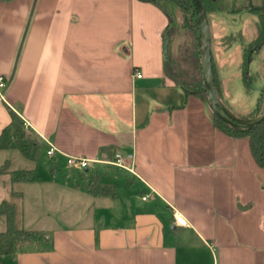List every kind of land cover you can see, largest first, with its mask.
Segmentation results:
<instances>
[{
	"label": "crops",
	"instance_id": "obj_1",
	"mask_svg": "<svg viewBox=\"0 0 264 264\" xmlns=\"http://www.w3.org/2000/svg\"><path fill=\"white\" fill-rule=\"evenodd\" d=\"M211 1L212 50L215 39L228 52L242 45L224 48L222 38L257 35V16L238 5L254 25L226 33L217 15L233 6ZM248 2L264 14V0ZM164 10L142 0H0V135L13 110L46 153L56 149L46 178L12 167L16 150H0V189L17 184L31 209L49 217L63 208L70 220L33 230L41 240L0 264H264V170L247 139L216 129L210 105L185 92L204 85L201 45L181 10L175 28ZM218 69L224 102L230 79ZM116 153L134 156L133 172L109 164ZM69 156L94 163L74 177ZM94 176L114 195H94Z\"/></svg>",
	"mask_w": 264,
	"mask_h": 264
},
{
	"label": "trees",
	"instance_id": "obj_2",
	"mask_svg": "<svg viewBox=\"0 0 264 264\" xmlns=\"http://www.w3.org/2000/svg\"><path fill=\"white\" fill-rule=\"evenodd\" d=\"M146 2H150L155 4L156 6L165 9L163 6L162 0H142ZM168 2L176 3L180 10L183 13L184 17V26L190 28L195 31L199 44L201 45V37L199 33L198 20L196 16L195 6L192 0H166ZM209 3H212L211 0H208ZM204 8L208 13L209 6L206 3V0H202ZM215 5V4H214ZM245 9H248L252 14L257 16V35L256 38L250 42L248 45L244 44L243 34H235L226 36L221 39L222 44L227 46L231 45L234 41L241 43L242 48V57H243V70H244V83L246 87H249V84L253 82L251 77H247L249 66L251 63L253 47L264 45V14L262 10L259 8H251L245 6ZM166 11V10H164ZM213 71H214V80L216 89L218 91L219 96L222 98V83L217 74L216 66L213 62ZM185 92L187 94L195 95L209 104L207 91L204 85H194L185 87ZM262 97L264 103V88L262 90ZM263 104H261L256 112H254V116L256 117L262 110ZM11 112V123L6 126L1 135H0V150H8L14 149L18 150L26 159L30 161H38L43 150V142L38 137V135L32 130H28L25 127L24 120L13 110ZM252 114V113H251ZM213 124L216 129L223 132L224 134L232 137V138H245L249 141L250 151L252 153L253 159L256 165L264 170V121L257 126L255 129L246 130V131H238L229 126L226 122L221 120L215 114L213 115ZM108 152V157L110 159L114 158V154L110 151V149L106 150ZM85 172V171H84ZM83 172V173H84ZM6 173L4 168H0V175ZM22 173L20 181L22 180H30L29 175L25 172ZM88 187L90 191L94 195H114L115 186L112 184H104L100 182L98 176H94L92 181L88 183ZM14 196H21V189L15 191L13 193ZM4 218L5 220V230L0 231V257L6 255H13L15 252L20 249L24 244L30 243L33 241L41 240V235L38 232L20 229L16 227V208L15 204L9 201H4L0 203V219Z\"/></svg>",
	"mask_w": 264,
	"mask_h": 264
},
{
	"label": "rangeland",
	"instance_id": "obj_3",
	"mask_svg": "<svg viewBox=\"0 0 264 264\" xmlns=\"http://www.w3.org/2000/svg\"><path fill=\"white\" fill-rule=\"evenodd\" d=\"M163 1V0H162ZM163 6L165 9L169 11L171 14L170 16L174 19L173 28L178 27L179 22V6L174 2H168L164 0ZM230 5L232 11H221L217 15V20L221 22L222 29L227 33L234 32L240 30V28L249 22V26L254 25L256 19H254V15L250 14L245 10H235V6H241L244 8L248 6L250 3L248 0H230ZM240 7V8H241ZM230 9V10H231ZM249 18V19H248ZM210 21H213V16L209 15ZM253 19V21H252ZM245 27V26H244ZM245 29V28H244ZM253 30V29H252ZM234 34V33H232ZM246 45L252 42L256 34H245L242 35ZM216 39L213 43V50H212V58L214 60L215 66H219L221 71V75L226 76L230 79L229 83L225 85V91H227L226 99H224V104L232 109V111L244 118H254V112H256L257 108L263 104L262 97V90L264 88V61L261 60V56L263 55L262 52L259 51L255 52L251 58V63L249 66V71L247 77H251L253 82L249 84V87H246L243 79H244V70L243 66V57L242 50L240 46H237L235 49L231 51H224L223 49L220 52H217L215 49L216 46ZM225 48L226 45L222 44ZM243 46V45H242ZM238 48V49H237ZM258 48V46H257ZM189 49V48H188ZM225 52V53H224ZM219 53V54H218ZM169 58L168 60H170ZM226 59V60H225ZM227 59L229 61H227ZM235 60V61H233ZM231 61V62H230ZM219 63V65H218ZM235 73V74H233ZM231 74H233L231 76ZM252 113V114H251ZM15 158H11L12 160V167L16 168H23V169H30L32 167L38 168V174L42 175L46 178L48 175L51 174V164L52 160L50 159L46 153V148H43L40 158L37 162L30 161L26 159L19 151H14ZM65 165V164H64ZM71 173L74 177H78V170H71ZM77 171V172H76ZM68 170L62 166L61 168V175L67 173ZM82 172V171H81ZM119 174V173H118ZM84 176V175H83ZM87 179V178H86ZM74 183V179L72 180ZM137 182L136 189L140 191L141 184ZM140 184V185H139ZM23 187V186H22ZM18 190L17 184H14V188L10 189V187L6 186L5 189H0V203L4 201L12 202L15 204L16 208V227L20 229H26L30 231H39L43 228L52 229L57 228L58 226L62 228H66L69 226L70 220L65 217L63 214V208H59L58 212L52 214L49 217H45L44 213V206L39 207V211L35 209H31L30 207H35L36 204L31 205V203L26 204L22 199L21 196H14L13 193ZM66 203H64L65 205ZM30 208L31 210H28ZM119 211V210H118ZM113 211L111 217L115 218L116 212ZM69 216V215H68ZM92 219L88 216L84 219L83 224H88ZM110 225V224H108ZM70 227V226H69ZM6 228L4 218L0 219V231H4Z\"/></svg>",
	"mask_w": 264,
	"mask_h": 264
},
{
	"label": "water",
	"instance_id": "obj_4",
	"mask_svg": "<svg viewBox=\"0 0 264 264\" xmlns=\"http://www.w3.org/2000/svg\"><path fill=\"white\" fill-rule=\"evenodd\" d=\"M195 6L201 37V60L204 76V87L207 91L209 105L213 113L229 126L238 131L255 129L264 121V103L261 112L254 118H244L236 115L222 101L216 89L212 61V36L207 12L202 0H192ZM169 37L165 38L164 52L167 54ZM258 50V48H256Z\"/></svg>",
	"mask_w": 264,
	"mask_h": 264
},
{
	"label": "built area",
	"instance_id": "obj_5",
	"mask_svg": "<svg viewBox=\"0 0 264 264\" xmlns=\"http://www.w3.org/2000/svg\"><path fill=\"white\" fill-rule=\"evenodd\" d=\"M137 78H142L143 75L142 73H137L136 74ZM7 86V80L5 77L0 76V93L2 89H4ZM55 147L51 146L49 150L47 151V155L49 157H53L55 154ZM134 156L131 154H128L126 156L122 155L121 153H116L115 154V159L114 161L109 162V164L113 166H117L129 171L133 170L128 166V161H133ZM94 163V161L86 159V158H81V157H76V156H69L67 159V167L68 169L71 170H78L84 172L90 167V164ZM147 196H144L143 199L146 200ZM175 222L180 225V226H186L187 225V220L182 216V215H176L175 216Z\"/></svg>",
	"mask_w": 264,
	"mask_h": 264
},
{
	"label": "flooded vegetation",
	"instance_id": "obj_6",
	"mask_svg": "<svg viewBox=\"0 0 264 264\" xmlns=\"http://www.w3.org/2000/svg\"><path fill=\"white\" fill-rule=\"evenodd\" d=\"M262 46H264V45H262ZM262 46H258V50H256L257 46L255 45V46L253 47L254 49H253V52H252V56H253V54H254L255 52L259 51L260 48H261Z\"/></svg>",
	"mask_w": 264,
	"mask_h": 264
}]
</instances>
